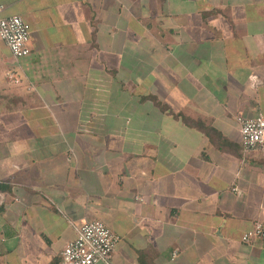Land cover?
I'll return each instance as SVG.
<instances>
[{
    "label": "crops",
    "instance_id": "obj_1",
    "mask_svg": "<svg viewBox=\"0 0 264 264\" xmlns=\"http://www.w3.org/2000/svg\"><path fill=\"white\" fill-rule=\"evenodd\" d=\"M0 264H64L76 227L111 264H264V0H0ZM98 264H106L99 262Z\"/></svg>",
    "mask_w": 264,
    "mask_h": 264
},
{
    "label": "built area",
    "instance_id": "obj_2",
    "mask_svg": "<svg viewBox=\"0 0 264 264\" xmlns=\"http://www.w3.org/2000/svg\"><path fill=\"white\" fill-rule=\"evenodd\" d=\"M0 6V38L7 43L16 59L28 55L31 51V25L20 15L4 16ZM238 121L241 130V142L245 150L264 151V116L243 117ZM77 236L62 251L64 264H111V254L122 240L102 220L93 219L76 227ZM264 238V223L256 222L244 232L242 241L248 243Z\"/></svg>",
    "mask_w": 264,
    "mask_h": 264
},
{
    "label": "trees",
    "instance_id": "obj_3",
    "mask_svg": "<svg viewBox=\"0 0 264 264\" xmlns=\"http://www.w3.org/2000/svg\"><path fill=\"white\" fill-rule=\"evenodd\" d=\"M4 187H5V185L4 186L3 185L2 186L0 185V188H4Z\"/></svg>",
    "mask_w": 264,
    "mask_h": 264
},
{
    "label": "rangeland",
    "instance_id": "obj_4",
    "mask_svg": "<svg viewBox=\"0 0 264 264\" xmlns=\"http://www.w3.org/2000/svg\"><path fill=\"white\" fill-rule=\"evenodd\" d=\"M22 58H24V57H21L20 59H22Z\"/></svg>",
    "mask_w": 264,
    "mask_h": 264
}]
</instances>
